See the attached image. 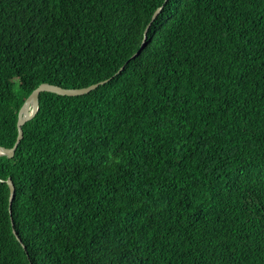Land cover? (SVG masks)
Listing matches in <instances>:
<instances>
[{"label":"trees","instance_id":"16d2710c","mask_svg":"<svg viewBox=\"0 0 264 264\" xmlns=\"http://www.w3.org/2000/svg\"><path fill=\"white\" fill-rule=\"evenodd\" d=\"M105 79L0 155V264H264V0H0L1 146Z\"/></svg>","mask_w":264,"mask_h":264},{"label":"water","instance_id":"95a60500","mask_svg":"<svg viewBox=\"0 0 264 264\" xmlns=\"http://www.w3.org/2000/svg\"><path fill=\"white\" fill-rule=\"evenodd\" d=\"M167 1V0H166ZM163 5L158 7L156 9V11L153 13L151 21L148 23L145 31H144V39L142 42L141 47L138 49V51L132 56V58H135L136 56H138L142 49L145 46V41L148 35V30L149 27L151 26V23L157 18L158 14L160 13L161 9H162ZM124 69V66H122L118 73ZM110 79H105L102 81H99L97 83H93L89 86H85V87H81V88H67V87H63L60 85H56V84H51L48 82H43L41 83L39 86H37L36 88L33 89V91L29 94V96L25 99L23 105L21 106L19 113H18V121H17V129H18V135L16 138V141L13 145V147L11 148H7L4 146L0 145V150L4 151V153H0V155H7L9 157H12L15 153V150L19 144V142L21 141V139L23 138V125L29 120L31 119L36 112L38 111L39 108V95L41 92L44 91H49V92H53L59 95H81V94H85L90 92L91 90L97 88L99 85L106 83L107 81H109ZM7 184L9 186L10 189V202H9V210L10 213H12V202L14 200L15 197V191H16V186L15 183L13 182L12 178H9L7 181ZM14 232L16 234L17 239L21 242V244L23 245V247L25 248V244L22 240V238L20 237V235L16 232V230L14 229Z\"/></svg>","mask_w":264,"mask_h":264},{"label":"snow or ice","instance_id":"6c2138e0","mask_svg":"<svg viewBox=\"0 0 264 264\" xmlns=\"http://www.w3.org/2000/svg\"><path fill=\"white\" fill-rule=\"evenodd\" d=\"M115 247V245H113ZM92 255H96L95 252L92 253ZM131 253H124L120 256H116L113 257V259L117 260L119 262V264H125V262H127V264H132V261L135 259L134 257H131Z\"/></svg>","mask_w":264,"mask_h":264},{"label":"clouds","instance_id":"9594fccd","mask_svg":"<svg viewBox=\"0 0 264 264\" xmlns=\"http://www.w3.org/2000/svg\"><path fill=\"white\" fill-rule=\"evenodd\" d=\"M13 84L18 86V84H19V78L18 77L13 78Z\"/></svg>","mask_w":264,"mask_h":264},{"label":"bare ground","instance_id":"6f19581e","mask_svg":"<svg viewBox=\"0 0 264 264\" xmlns=\"http://www.w3.org/2000/svg\"><path fill=\"white\" fill-rule=\"evenodd\" d=\"M0 153H4V151L0 150Z\"/></svg>","mask_w":264,"mask_h":264}]
</instances>
